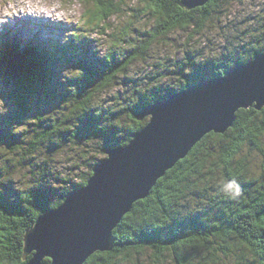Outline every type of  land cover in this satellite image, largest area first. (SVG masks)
<instances>
[{
  "label": "trees",
  "instance_id": "16d2710c",
  "mask_svg": "<svg viewBox=\"0 0 264 264\" xmlns=\"http://www.w3.org/2000/svg\"><path fill=\"white\" fill-rule=\"evenodd\" d=\"M80 1L87 9V25L108 26L115 33L111 50L102 56L78 46L81 39L62 43L38 38L25 42L9 35L0 39V71L15 82L10 91L15 106L0 112V147L7 155L0 166V264L28 262L32 255L24 257L26 231L40 214L86 184L109 148L127 145L132 133L144 128L150 119L139 118L144 107L201 77H222L229 67L264 50L263 8L254 15L257 24L239 36L243 42L225 44L219 57L193 49L171 60L169 68L178 81L174 85L163 87L153 75L156 84L134 86L103 106L100 94L119 78L127 80L132 64L146 59L158 37L192 25L202 32L208 20L222 22L220 10L244 0H210L190 10L181 6V0H137L130 11L124 0ZM113 18L123 20L110 27ZM141 18L153 23L147 31L136 26ZM132 29L136 35H130ZM16 123L27 125L18 130ZM70 144L79 149L98 145V155L85 162L78 182L55 173L48 164L51 151ZM254 151L262 156L264 178V107L241 108L224 133H207L123 216L113 230L112 249L93 253L84 264H166L171 259L176 264L263 262L264 180L250 166ZM40 152L44 158L31 164L39 167L32 175L35 181L24 188L15 185L14 168ZM80 161L75 160L69 174Z\"/></svg>",
  "mask_w": 264,
  "mask_h": 264
},
{
  "label": "water",
  "instance_id": "95a60500",
  "mask_svg": "<svg viewBox=\"0 0 264 264\" xmlns=\"http://www.w3.org/2000/svg\"><path fill=\"white\" fill-rule=\"evenodd\" d=\"M208 2L181 0V6L190 10ZM252 106L264 107V50L222 77H201L144 107L139 118L150 116L144 128L127 145L109 148L87 183L26 231L24 257L32 255L26 264H84L93 253L111 250L113 230L134 203L207 133H224L241 108Z\"/></svg>",
  "mask_w": 264,
  "mask_h": 264
},
{
  "label": "rangeland",
  "instance_id": "374dc122",
  "mask_svg": "<svg viewBox=\"0 0 264 264\" xmlns=\"http://www.w3.org/2000/svg\"><path fill=\"white\" fill-rule=\"evenodd\" d=\"M124 1L127 11H130V7H134L137 3V0ZM226 7L218 13L222 17V22L215 23L217 21L215 19L208 20L202 32L197 33L195 30L197 27L192 25L190 29L177 30L166 38L158 37L151 45L146 59L132 64L127 80L122 81L119 78L106 92L100 94V103L103 106H108L113 103L116 94L127 95L134 86L156 84L157 82H152L154 78L151 76L153 75L159 77L163 87L174 85L178 81L173 78L174 75L169 68L172 65L171 60L182 58L187 50L196 49L197 54L219 57L221 49H226V47L224 48L225 44H229L231 47L233 45L232 40L243 42L239 36H242L248 28H252L254 22L257 24L254 15L264 8V0H244L241 3H232ZM86 10V6L80 0H0V39L5 34L12 35L13 38H22L25 42H31V39L35 38L45 43L51 41L62 43L66 40L81 39L77 42L78 46L91 50L90 53L93 55L102 56L111 50L110 48L116 40L115 33L108 26L87 25L84 16ZM122 20L121 18H113L110 27L119 25ZM132 24L135 27V24ZM136 24L138 29L142 31H147L153 25L152 21L147 18L139 19ZM75 34H77L76 37ZM130 35H136V32L132 29ZM11 87L12 85L0 75V112L6 113L15 106V98L10 92ZM25 124L16 123L15 127L22 130L21 127L25 128ZM74 146L70 144L51 151L48 164L55 173L60 171L63 176H66V179L69 178L78 182L80 181L79 173L86 169L84 167L85 162L91 161V156H97L99 152L97 151L98 145L86 146L83 149ZM85 149L88 152H84ZM5 152V149L0 147V166L7 158ZM43 158L44 153H36L32 158L29 157L27 162L14 168L12 179L15 181V185L24 188L29 183L34 182L32 175L37 174L39 167L33 169L31 164L33 161L37 159L41 161ZM76 159L81 160L79 167L69 174V170L74 167ZM249 162L255 176L263 181L264 178L261 177L263 169L261 154L254 151L249 157ZM56 185L63 186L58 181ZM259 259L261 260V258ZM166 264L176 263L171 259ZM256 264H264V261Z\"/></svg>",
  "mask_w": 264,
  "mask_h": 264
},
{
  "label": "bare ground",
  "instance_id": "6f19581e",
  "mask_svg": "<svg viewBox=\"0 0 264 264\" xmlns=\"http://www.w3.org/2000/svg\"><path fill=\"white\" fill-rule=\"evenodd\" d=\"M8 33V32H7ZM5 34V33H4ZM5 35H7V34H5ZM12 36V35H11ZM9 38V37H8ZM11 38H13V37H11ZM17 38V37H16ZM22 42V41H21Z\"/></svg>",
  "mask_w": 264,
  "mask_h": 264
}]
</instances>
